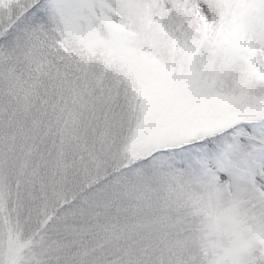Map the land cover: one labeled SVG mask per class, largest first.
<instances>
[{
    "label": "snow or ice",
    "instance_id": "obj_1",
    "mask_svg": "<svg viewBox=\"0 0 264 264\" xmlns=\"http://www.w3.org/2000/svg\"><path fill=\"white\" fill-rule=\"evenodd\" d=\"M0 264H264V0H0Z\"/></svg>",
    "mask_w": 264,
    "mask_h": 264
}]
</instances>
